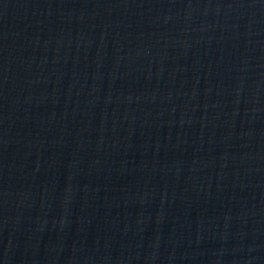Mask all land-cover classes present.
Masks as SVG:
<instances>
[{"label": "water", "instance_id": "water-1", "mask_svg": "<svg viewBox=\"0 0 264 264\" xmlns=\"http://www.w3.org/2000/svg\"><path fill=\"white\" fill-rule=\"evenodd\" d=\"M0 264H264V0H0Z\"/></svg>", "mask_w": 264, "mask_h": 264}]
</instances>
